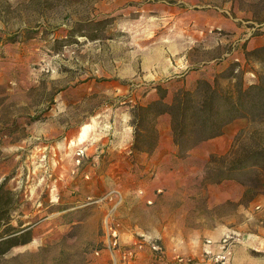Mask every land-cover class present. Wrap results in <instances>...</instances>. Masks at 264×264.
<instances>
[{
	"label": "rangeland",
	"instance_id": "1",
	"mask_svg": "<svg viewBox=\"0 0 264 264\" xmlns=\"http://www.w3.org/2000/svg\"><path fill=\"white\" fill-rule=\"evenodd\" d=\"M259 43L264 0H0L2 222L32 237L0 264H112L103 221L116 190L122 243L136 231L189 254L230 233L235 264H264V194L250 200L249 171L226 178L264 149V119L238 118L182 155L168 115L150 154L133 152L131 123L159 84L170 102L232 63L254 82L244 49Z\"/></svg>",
	"mask_w": 264,
	"mask_h": 264
},
{
	"label": "trees",
	"instance_id": "2",
	"mask_svg": "<svg viewBox=\"0 0 264 264\" xmlns=\"http://www.w3.org/2000/svg\"><path fill=\"white\" fill-rule=\"evenodd\" d=\"M247 62H256L260 70L255 71L257 79L246 84L239 73L238 63H232L211 82L197 79L193 87L181 89L172 101H166L167 89L157 85L159 96L146 104H136L132 108L131 123L134 126L133 152L152 153L159 143L158 119L170 117L171 133L177 153L187 154L199 144L216 138L223 133L226 125L238 118L264 119V45L244 49ZM223 82H226L223 84ZM227 177L234 172L249 171L254 181L256 193L264 194V149L248 153L240 161L227 168ZM216 179L214 182H219ZM0 186V255L9 249L32 240L29 229L11 226L2 222L3 207L6 202ZM252 192L247 188L246 194Z\"/></svg>",
	"mask_w": 264,
	"mask_h": 264
},
{
	"label": "built area",
	"instance_id": "3",
	"mask_svg": "<svg viewBox=\"0 0 264 264\" xmlns=\"http://www.w3.org/2000/svg\"><path fill=\"white\" fill-rule=\"evenodd\" d=\"M111 194L106 198L114 200V205L105 215L103 223L112 264H134L148 251L154 258L153 264H235V240L230 233H225L220 238H206L198 252L189 254L169 255L163 245L146 234H139L138 238L122 243V222L116 218L115 210L122 202L123 195L118 190ZM95 253L100 255L99 250Z\"/></svg>",
	"mask_w": 264,
	"mask_h": 264
},
{
	"label": "bare ground",
	"instance_id": "4",
	"mask_svg": "<svg viewBox=\"0 0 264 264\" xmlns=\"http://www.w3.org/2000/svg\"><path fill=\"white\" fill-rule=\"evenodd\" d=\"M92 127V124H87L85 125L82 130H81V133L79 135V144L85 142V140L88 138V132H89V129ZM92 130V129H91ZM91 132V131H90ZM93 132V131H92ZM90 134V133H89Z\"/></svg>",
	"mask_w": 264,
	"mask_h": 264
},
{
	"label": "crops",
	"instance_id": "5",
	"mask_svg": "<svg viewBox=\"0 0 264 264\" xmlns=\"http://www.w3.org/2000/svg\"><path fill=\"white\" fill-rule=\"evenodd\" d=\"M261 45H264V43H259V44L255 45V47H258V46H261ZM255 47H254V48H255ZM258 200H259L258 202H261V201H263L264 199H260V198H259ZM134 233H136V234H138V235H139V234H145V233H137L136 231H130L129 236H130V234L133 235ZM199 250H200V248H199ZM199 250H198V251H199ZM196 252H197V251H195V253H196ZM149 258H150V256H149ZM149 258L147 259V261L145 260L146 258L144 259V261H142V260L140 261V260H139V261L136 262L135 264H149V260H150ZM151 259H152V258H151Z\"/></svg>",
	"mask_w": 264,
	"mask_h": 264
}]
</instances>
